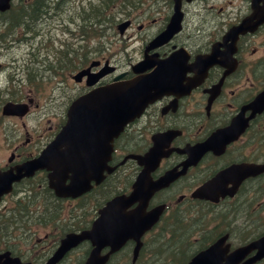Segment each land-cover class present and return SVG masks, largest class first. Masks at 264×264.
<instances>
[{
	"label": "flooded vegetation",
	"instance_id": "1",
	"mask_svg": "<svg viewBox=\"0 0 264 264\" xmlns=\"http://www.w3.org/2000/svg\"><path fill=\"white\" fill-rule=\"evenodd\" d=\"M70 1L28 0V3L46 11L58 8L66 11ZM79 1L82 7H86V18L93 19L92 27L100 34L95 44H99L97 48L101 52H94L92 57L99 64L92 70L97 71L106 62L115 66V70L104 74L96 85L110 83L122 72L123 78L133 76L130 69L132 63L153 53L160 60L176 51L177 60L184 68L176 90L164 93L147 104L142 115L128 125L123 138L125 144L140 145L142 147L135 150L145 151L150 146L154 133L168 129H173L174 133L179 132L160 141L161 145L171 149L161 163L165 170L178 165L186 157V153L173 149L199 143L213 131L229 126L234 120L242 123L244 118H248L244 131L233 136V139L229 138L231 140H227L223 152L215 154L208 150L196 165L189 166L187 170L196 168L200 177L207 178L231 162L264 161V109L250 115L251 110L246 108L264 90V0H180V30L150 49L146 48L152 37L164 29L169 21L173 12V0H107L110 4H102L100 8L93 5L96 0ZM123 20H127L128 25L124 33L119 34L116 26ZM233 28H236L235 32L228 35ZM115 49L122 51L116 56ZM196 56L203 60L215 58V62L207 67L204 76L195 86L182 91L180 83L184 86L188 79L201 77L193 65ZM92 58L83 59L79 69L87 66L86 61ZM85 80L86 77H82L80 81L73 82L70 74L67 81L59 82V87L66 95L70 92L79 95L89 89ZM2 133L1 131L0 139L3 140V134L6 136L9 152H14L18 158L25 153L19 142L21 134H24L25 142L34 139L31 133L26 130L20 132L18 127ZM219 141L220 139H216L214 142ZM25 142L22 144H26ZM116 152H113L112 163L117 162ZM207 160L213 163L207 164ZM132 163L129 161L126 165L130 166ZM174 189H181V193L186 194L192 187L178 184ZM47 206L42 212L31 211L33 218L24 242L17 244V248L11 243L4 244L5 248L11 247V255L17 256L21 264H44L55 250L59 239L66 233L57 240L55 222L63 220L60 217L63 205L47 203ZM235 207L239 217L247 220V225L246 221H242L243 228L239 230L240 234L235 235L238 242L236 245H244L264 231V173L246 179L239 187ZM47 209H50L53 216L40 217ZM257 220L262 221L259 231ZM193 237L176 235L173 242L184 239V243L180 245L192 247L196 245L190 240ZM211 241L210 238L208 243ZM201 247L202 244L199 248ZM90 249L91 245L87 240L80 242L55 264H83ZM254 252L255 249L244 256L242 261ZM251 264H264V258Z\"/></svg>",
	"mask_w": 264,
	"mask_h": 264
},
{
	"label": "water",
	"instance_id": "2",
	"mask_svg": "<svg viewBox=\"0 0 264 264\" xmlns=\"http://www.w3.org/2000/svg\"><path fill=\"white\" fill-rule=\"evenodd\" d=\"M8 0H0V9H5L8 7ZM137 91L133 90L130 92L124 88L115 91V106L119 107V110H115V114L124 117L131 114V110L125 109L126 99L131 95H135ZM17 111L21 113L23 109L13 108L11 112ZM110 113V111H109ZM77 112L75 111V106L69 115V120L65 128L59 133L56 140L50 142L41 156L33 159L21 166L17 167L16 172H3L0 174V194L10 189L12 180L20 178L23 174L32 173L33 170L39 166L52 167L53 172L50 177V185L55 188L57 194H72L76 195L86 188V178L84 172L76 171L77 165L79 163H86L87 160L81 161L80 158L76 156H70L68 151L62 154L61 145H66V139L68 137H74L75 132L72 127L76 123ZM49 154H52L49 157ZM54 154L57 156L55 157ZM62 154V155H61ZM61 155V156H60ZM60 156V157H59ZM57 158V159H56ZM59 158V159H58ZM71 172L68 174V172ZM223 173H219L216 178L213 179V186L207 189V192H211L216 189L219 180L221 179ZM70 177L68 184H65V178ZM142 179L139 178L137 181V187ZM154 186V185H152ZM136 187V188H137ZM135 190L129 196H117L109 200L107 204L100 209V215L96 221V238L95 242L99 247L105 244H111L113 247L118 246L123 240L128 236H138L142 230L157 218V211L154 210L148 214H144L141 210V206L132 212H126L125 207L132 202L136 197L142 194L141 191ZM205 188H200L197 191L198 195L206 196L204 193ZM217 244L209 246L205 251L201 252L196 256L195 262L203 259H212L216 254ZM236 255V250L230 255L233 259ZM2 255L0 254V257Z\"/></svg>",
	"mask_w": 264,
	"mask_h": 264
},
{
	"label": "rangeland",
	"instance_id": "3",
	"mask_svg": "<svg viewBox=\"0 0 264 264\" xmlns=\"http://www.w3.org/2000/svg\"><path fill=\"white\" fill-rule=\"evenodd\" d=\"M100 4V2L98 3ZM97 4V5H98ZM67 12L63 13L61 16H59V19H50L51 24L47 25L41 30L46 32V35H43L41 46L38 44V42H35L34 40H31L29 38V33H11V34H5L4 38L5 41H10L11 37H16L12 39L10 44H6L3 47H0V85L8 84L7 87H12L13 85L11 83H16L14 85V90L16 94L20 93L21 87L25 85L26 78L28 77V68L35 67L36 69H39L42 71L41 74L48 75V70H44L43 63L40 64H34L32 63V59L40 58V56L47 50V45L49 42H52L50 45V48L54 50V52H58V42L54 41L53 38L57 37L58 35V27L59 23H62L64 26V20H71L74 16L75 20L80 19V14L83 12L82 6L79 0H71L67 4ZM100 8V7H97ZM69 12V13H68ZM78 17V18H77ZM92 28V31L95 32L94 28ZM51 34L49 35V33ZM2 33V32H1ZM34 52V54H33ZM12 73V79L10 80V74ZM11 84V85H10ZM33 85V84H32ZM10 91V89H8ZM5 92L3 89H0V98L5 97L6 94H9ZM54 95V102L56 105L54 108H37L33 110L32 115L25 118V121L28 124H43L45 127H48V124H50V127H55L56 124L60 122V118H62V112L60 111L61 108V101L64 98V95H59L58 91H54L52 93ZM37 100L44 102L46 98H44L43 95H39ZM54 111V115L50 113V111ZM47 111V113H44ZM47 117H51V120L49 121ZM37 120H42L40 123H37ZM11 122L8 118H3L0 116V124H8ZM123 173V171L121 172ZM48 196L46 195V198Z\"/></svg>",
	"mask_w": 264,
	"mask_h": 264
},
{
	"label": "trees",
	"instance_id": "4",
	"mask_svg": "<svg viewBox=\"0 0 264 264\" xmlns=\"http://www.w3.org/2000/svg\"><path fill=\"white\" fill-rule=\"evenodd\" d=\"M28 6L26 4H21L19 7H17L16 9V15L15 14H11V17L9 18V20L7 21L6 24L9 25V27H13L17 24H20L21 22H23L24 24H26L27 20L32 19V16H29V11H27ZM48 191L45 190L44 193H47ZM43 193V194H44ZM27 216V209L24 205H21V208L19 210V215L17 216L19 219H25ZM183 222V223H182ZM186 222L185 219H183L182 221V217H178V220L176 221V223H169L167 225V227L169 228V230L165 231V230H161L159 233V237L157 239V241L155 242V245L158 246V253L156 254V261L159 259V256L164 253L165 251L169 250V251H175L176 249H178L181 245L184 243V239H178L180 241H176L175 243L173 242V237L176 236L177 234H188V233H192L196 230H199V222H195L196 227L195 228H187V224L184 223ZM16 223V222H15ZM198 225V226H197ZM7 227V229H6ZM4 227V230H8L9 226ZM163 233H172V235H170V237L165 238ZM173 242V243H172Z\"/></svg>",
	"mask_w": 264,
	"mask_h": 264
},
{
	"label": "bare ground",
	"instance_id": "5",
	"mask_svg": "<svg viewBox=\"0 0 264 264\" xmlns=\"http://www.w3.org/2000/svg\"><path fill=\"white\" fill-rule=\"evenodd\" d=\"M29 16H30V14H29ZM34 199H36V197H34ZM4 227H6V226H2L3 229H5ZM6 229H7V227H6Z\"/></svg>",
	"mask_w": 264,
	"mask_h": 264
}]
</instances>
